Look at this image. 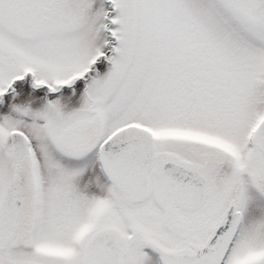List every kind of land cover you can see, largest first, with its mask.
I'll return each mask as SVG.
<instances>
[{"label": "snow or ice", "instance_id": "snow-or-ice-1", "mask_svg": "<svg viewBox=\"0 0 264 264\" xmlns=\"http://www.w3.org/2000/svg\"><path fill=\"white\" fill-rule=\"evenodd\" d=\"M0 264H264V0H0Z\"/></svg>", "mask_w": 264, "mask_h": 264}]
</instances>
